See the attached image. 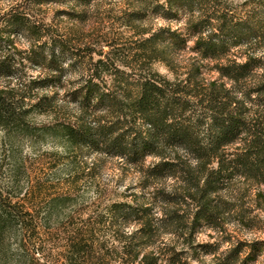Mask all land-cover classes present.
Masks as SVG:
<instances>
[{
  "label": "clouds",
  "instance_id": "9594fccd",
  "mask_svg": "<svg viewBox=\"0 0 264 264\" xmlns=\"http://www.w3.org/2000/svg\"><path fill=\"white\" fill-rule=\"evenodd\" d=\"M30 2L29 12L21 17L22 25L0 24V28L6 27L9 31L18 28V31H12L11 34L14 44L11 54L14 56L17 50L31 56L34 46L39 51V45L48 40L49 49L45 50L44 55L51 60L55 52L59 69L52 71L51 76L58 77L59 81L43 86L40 82L46 78V73L40 66L25 68L24 77L0 76V92L12 93L15 100L11 110L0 107V264H141L148 254L160 258L158 264H167L168 256L171 255L168 248L174 247L176 252H190L189 245L183 243L179 231L164 225L158 228L155 243L139 250V258L130 256L127 250L143 238L142 229L146 227L144 221L137 219L131 209L138 207L134 196L149 194L151 198V194L158 189H162L168 196L183 194V189L187 187L183 177L187 171L195 175L202 163L201 159L190 148L181 146L176 153L164 147L159 154H145L142 164L133 163L134 157L122 151L116 143L123 131L116 126L124 117L110 106L96 107L100 105V97L95 92L91 96L87 92L83 97L71 95L85 88L90 79L93 84H99L100 81L92 74L95 69L91 62H81L76 50L70 44L65 47V44L67 36L72 35L67 31L68 27L84 31L94 28L96 34L104 39L93 47L103 49L107 56L112 50L107 47L105 40H110L114 33L131 35L130 25L150 28L146 36L137 37L143 40L161 28L171 27L173 31L187 29L189 20L198 22L204 18L203 13L197 10L185 14L177 23L164 19L162 14H153L150 8L144 9L147 18L129 19L135 0ZM158 3L168 8L167 0H158ZM24 4L25 0H0V17L11 19L15 10ZM222 5L226 6L224 10L243 20H249L253 10L258 7L256 0H222ZM219 23L218 20H212L211 26L187 41L189 51L184 53L185 64L189 58H200L199 52L190 49L198 40L207 41L212 34H219ZM41 25V31L49 30V34L40 40L26 35L31 28ZM53 36L60 40L55 49L51 47ZM232 53L234 55L231 59L239 68L248 65L251 62L249 58L257 63L252 64L243 79L224 77L217 83L223 82L227 89L232 90L238 102L255 113L257 104L253 102L264 98V92L254 90L264 85V36L258 35L239 44L232 48ZM8 54L5 50L0 60ZM92 59L101 60L103 57L92 53ZM23 63L29 64L30 61L25 59ZM12 67L19 68L20 64L14 63ZM145 73L156 74L172 86L184 80L182 66L174 71L160 60H153ZM103 75L101 72L102 79ZM111 75L115 84L116 76ZM216 75L219 76V73ZM33 81L37 82L34 87ZM250 89L253 91L249 92ZM101 91L108 90L101 88ZM246 94L251 96V101ZM45 97L51 101V107H36ZM13 110L18 121L10 119ZM259 111L264 113V107H260ZM165 123L175 125L177 118L169 116ZM188 124L192 130H199L190 132L191 138L198 140L202 148H210L206 135L213 124L211 113L202 125L195 119L189 120ZM134 127L138 130L150 129L154 136L166 135L154 123L145 122L142 118L137 119ZM243 135L245 133L242 132ZM236 143L242 147L239 141ZM157 148H160L159 144ZM227 159H235V154L228 155ZM181 162L185 172H166L161 181L144 186V181L149 179V170L154 171L163 163ZM43 164H48V167L37 172L36 168ZM29 166H33L31 171ZM237 179L243 190L246 187L243 184L244 178ZM41 185L60 194L33 202L32 216L15 207L17 202L30 199ZM262 190L264 185L253 189L246 197L247 203L243 205L245 209H251L250 216L255 218V222L248 228L237 227L233 220L241 204L233 190L225 189L218 194L229 204H236V211L225 214V219L231 221L224 224L225 232L206 228L196 234L194 244L219 245V251L201 253L198 259L189 256L190 264H218L239 241L248 245L264 243V209L255 208L253 200L256 192ZM120 205L127 207L121 210ZM147 206L153 209L149 216L153 228L158 227L157 222L167 220V213L172 210L163 202ZM74 231H80L89 243L69 246L68 241L73 239L71 233ZM85 231L86 236L83 235ZM229 235L231 241L226 242L223 237ZM261 260L264 261V255Z\"/></svg>",
  "mask_w": 264,
  "mask_h": 264
},
{
  "label": "trees",
  "instance_id": "16d2710c",
  "mask_svg": "<svg viewBox=\"0 0 264 264\" xmlns=\"http://www.w3.org/2000/svg\"><path fill=\"white\" fill-rule=\"evenodd\" d=\"M256 2L258 7L253 10L249 20H243L224 10L226 6L222 5V0H167V9L164 5L159 4L158 0H135V7H133L129 19L131 17L147 18L144 9L149 8L153 14H162L166 20H179L185 14L194 13L197 10L203 13L204 18L198 22L190 19L187 29L183 30L173 31L171 27L161 28L143 40L137 39V37L146 36L150 28L142 29L130 25L132 27L131 35L114 33L110 40H105L107 47L112 50L111 54L107 56L103 49L93 47L104 39L96 34V29L84 31L80 28H67V31L72 35L67 36L65 47L70 44L76 50L81 62L90 61L95 69L92 74L100 81L99 84H93L90 79L85 88L71 95L83 97L85 92L88 96L95 92L100 97V105L96 107L110 106L118 115L124 117L116 126L118 129H123L116 143L122 151L130 157H134L133 163L142 164L145 154L152 152L159 154L160 149L164 147H168L173 153H176L181 146L190 148L202 161L195 175L191 171H187V175L183 177L187 182L183 194L168 196L162 189H158L157 193H154V198L172 209L167 213V220L163 223L157 222V228H153V221L149 219L153 209L147 206L155 205L157 202H144L131 209L137 219L144 221L146 227L142 229L143 238L136 241L127 250L130 256L139 258V250L154 244L158 228L164 225L174 227L179 231L180 236L186 239L184 243L188 244L194 253H199L196 245L192 242V234L196 226L206 224L215 229H225L224 224L231 222L225 219V214L235 212L237 208L236 204H229L218 194L225 189H230L233 190L234 195L241 191L248 195L253 189L264 185V113L259 111L260 107H264V98L253 102L257 104V111L253 113L251 109L244 107L235 99L232 90L227 89L223 82L217 83L224 77L243 79L252 64L257 63L249 58L251 62L239 68L231 59L234 55L232 48L248 42L258 35L264 36V0H256ZM30 8V0H25V4L15 10L11 19L7 16L0 17V24L22 25L21 17L25 16ZM126 15L128 14L126 13ZM212 20L220 21L218 24L219 34H212L207 41L198 40L190 51L199 52L200 58L198 60L189 58V62L185 64L184 53L189 51L187 41L192 36L201 33L206 27L211 26ZM117 22L119 23V21ZM41 28L42 25L31 28L29 34L26 35L40 40L49 34V30L42 32ZM12 31H18V28L11 31L6 27L0 28V55L5 50L9 53L5 59L0 60V76L5 78L12 75L24 77L26 76L25 72L15 74V69L12 67L16 63L10 57V49L13 47ZM57 43H60V40L55 36L51 37L52 49H55ZM46 49H49L48 40L39 45V51L34 46L31 56L25 53L23 57L24 60L27 59L30 63L40 65L44 69L46 78L40 82L43 86L59 81L58 77L51 76L52 71L59 69L58 59L53 52V57L49 60L44 55ZM92 53L103 57V59H92ZM153 60L162 61L174 71L177 67L182 66L184 80L172 86L156 74L146 75L145 70ZM177 61H179V65ZM23 65L26 64L23 63ZM101 72L104 73L103 79ZM211 72L219 73V76L214 78L210 75ZM111 74L116 76L115 84H113ZM36 84V81L32 82L33 87ZM101 88L108 91H101ZM254 90L264 92V85H260ZM251 91L253 90L250 89L249 92ZM246 95L251 101V96ZM125 100L129 102L125 103ZM13 103L15 100L12 93L0 92V107L11 110ZM36 107L49 108L51 101L45 97ZM209 113H211L213 124L206 139L211 147L204 149L198 140L191 138L190 132L199 130H192L188 121L195 119L202 125ZM169 116L177 118L175 125L165 123ZM138 118L154 123L166 135L163 137L154 136L150 129L138 130L134 127ZM10 119L14 121L19 119L14 110ZM242 132L245 135L241 136ZM237 141L242 147L237 146ZM158 144L160 148H157ZM233 153L235 159H227V156ZM177 159H179L178 155ZM182 163H163L157 166L154 171L149 170V179L144 181L145 187L149 183L161 181L166 172L169 174H175L177 171L185 172L186 169ZM238 177L244 178L243 184L246 187L243 190L240 188ZM260 199H263V202L255 208L264 209V190L257 191L253 198L255 202ZM124 207L127 206H119L121 210ZM250 212L240 210L236 212L233 220L248 228L255 222V218L250 216ZM185 233H187L186 236ZM83 235L86 236L87 232L85 231ZM71 236L73 239L68 241L69 246L89 243L87 239L83 238L80 231L72 232ZM204 247L202 252L205 254L219 251L212 245ZM167 251L171 253L168 256L167 264H176L178 260L175 256L177 254L175 248H168ZM262 255H264V243L255 242L253 245H248L239 241L223 260H219L218 264H264V261L261 260ZM158 261L160 258L148 254L144 256L141 264H158Z\"/></svg>",
  "mask_w": 264,
  "mask_h": 264
},
{
  "label": "rangeland",
  "instance_id": "374dc122",
  "mask_svg": "<svg viewBox=\"0 0 264 264\" xmlns=\"http://www.w3.org/2000/svg\"><path fill=\"white\" fill-rule=\"evenodd\" d=\"M180 20L181 19H179V20H168V21H175V22L179 23ZM180 30H183V29H180ZM12 46L14 47V44ZM12 48L10 49L11 50L10 52H12ZM24 56H25V53H21V52H19V50L16 51L15 56L12 55V54H10V57H12V59H14L16 61V63L20 64V67L19 68H14L15 69L14 70L15 71V74L24 73L25 72L24 71L25 68H29V67H33V66H40V65H36V64H32V63L26 64L24 66L23 65V60H24L23 57ZM16 57H19L20 59L17 60ZM216 74L217 73H215V72H213V73L211 72L210 73V75L212 77H214V78L217 77ZM46 167H48V164H43L41 166H38L36 168V171L37 172L38 171H41L43 168H46ZM32 169H33V166H29V170L31 171ZM59 194L60 193L53 192L52 190L47 189V188H45L44 186L41 185V186L37 187L35 193L33 194V196L30 199L17 202L16 205H15V207L18 208L21 212L26 213L28 216H32L33 211H34L33 206H32L33 205V202L40 201V200H42L44 198H47L49 196L59 195ZM250 194H251V191L248 193V195H245L243 193V191H241L240 193H238L237 195H235L237 197V199H239L241 201V204L239 205L241 211H251V209H245L243 207V205L245 203H247L246 197H248ZM133 198L135 199V201H136L137 204H141V203H144V202H152V203L157 202V203H159L158 199L154 198V194H151V198H149V194H144V195L139 196V197H135L134 196ZM262 202H263V199H260L257 202L254 201L255 207L260 206V203H262ZM258 209H260V208H258ZM236 226L237 227H243V225H241V224H239L237 222H236ZM206 228H212V227L207 226L206 224H202L200 226H196V228H195V230H194V232L192 234V242L194 241L196 234L198 232L204 231ZM243 228H246V227H243ZM212 229L213 230H216L215 228H212ZM225 231H226V229L220 230V232H222V233L225 232ZM54 238H56V237H54ZM182 238H183V243H184V241L186 239H184V237H182ZM189 238H190L189 240H191V237H189ZM223 239L226 242H230L231 241V236L230 235L229 236H224ZM194 245H196L197 252H199V253H194V250L191 247H189L190 248V252H176L177 254L175 256H176V258L178 260V261H176V264H190V261L188 259L189 256H191V259H198V258H200L201 253H203L202 250L205 249L204 246H207V245L206 244L205 245H197V244H194ZM212 246H213V248H214V246L217 247V249L219 250V245H212ZM171 252H172V250H171ZM203 254H205V253H203Z\"/></svg>",
  "mask_w": 264,
  "mask_h": 264
}]
</instances>
